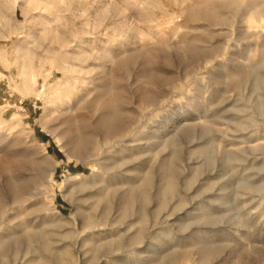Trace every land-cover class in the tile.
<instances>
[{
  "label": "rangeland",
  "instance_id": "1",
  "mask_svg": "<svg viewBox=\"0 0 264 264\" xmlns=\"http://www.w3.org/2000/svg\"><path fill=\"white\" fill-rule=\"evenodd\" d=\"M107 115L129 142L93 175ZM0 235V264H264V0H0Z\"/></svg>",
  "mask_w": 264,
  "mask_h": 264
},
{
  "label": "bare ground",
  "instance_id": "2",
  "mask_svg": "<svg viewBox=\"0 0 264 264\" xmlns=\"http://www.w3.org/2000/svg\"><path fill=\"white\" fill-rule=\"evenodd\" d=\"M260 9H261V7L259 8V10ZM256 10H258V9H256ZM259 10H258V12H259ZM255 13H257V11H255ZM257 14H255V16ZM115 95L116 94H112L108 98V101L105 102L106 104L109 105V111H110L111 107H113V109H116L115 106H114V102L117 99V97ZM87 98H88V96H87L86 93H82L81 95L76 96V97H75V95H74V97H71V95L69 93L68 94L66 93V94H63L62 96L60 95L59 97H57L55 99V102L59 103L58 106L61 109H60V113L57 114L58 116L55 117V119L52 121V124H53L52 127L51 128L48 127L49 132L51 134H53L54 136H59L60 135V131H61L60 120L62 118H64V117L75 115V113L79 109H82L85 106V104L87 102ZM115 111H114V114H113L114 115V117H113L114 119H116L119 116H121V112L119 110H117L116 112ZM110 115H112V114H110ZM111 117L112 116L109 117L108 115L104 116V117H99V118H97L95 120H92V123H91L92 127H90V128H92V132H93V134L96 137V139H95L96 142H94L95 146L92 149L99 152L97 154V156L99 158L98 161H93V163L91 164L93 175H94L96 169H100V170L105 169L106 168L105 167V164H106L105 162H107L109 160L112 161L113 157L115 155H117L124 148V147H122L123 146L122 144L126 143L127 141L129 142V139H121V138H124V136L121 135V132H124L125 128L122 129L120 124L113 123L114 121L112 122V120H114V119L111 118ZM86 118H87L86 115H84V116L81 115V116H79L78 119H84L83 121H85ZM109 118H111L112 120L110 119L111 120L110 121ZM70 121H74V120H70ZM108 121L112 122V123L109 125ZM85 124H87V123H85ZM88 125H89V123H88ZM100 129L102 130V132L100 131ZM103 130H104V132H103ZM128 136H132V135L129 134ZM28 143L29 142L25 143V149L23 151L24 154H26V156H27L26 160L33 167L32 169H34L35 172H37L38 174H42V176H43V179H42V181L40 183H38V186L39 187H43V188H47V186H50L51 184L55 183L54 176H55V170H56V166H57L56 164L57 163H55L54 159L49 155V153L47 152L46 148H44V147L37 148L34 144L30 145ZM82 148L86 149L87 145L82 144V146H79V149H82ZM78 151H80V150H78ZM77 178H75V179H77ZM70 187H71V185L69 186V188ZM73 188L75 189V186H72L69 191L67 189V192H68L67 195L68 196L71 194ZM39 195L40 194L38 192L36 193L35 191L23 192L19 197H15L14 198V203L19 204L22 207V204L24 205V203H26V202H31L32 203L33 200L36 201V199L41 198V197H38ZM49 197L51 198L50 202L52 204L50 206L51 208L49 210H54V208H52L53 207V197H54L53 191L50 192ZM75 209H76V213H77V210H78V212L81 210L80 207H76ZM25 210H26V208H25ZM36 218L37 219H36V221L34 223H32V221L24 220L19 225L24 226L26 229L30 228V230H32V231L34 230L33 228L36 227L35 226L36 224H39L38 227L41 226V225L42 226L46 225V223L44 222L43 218H41V217L38 218V216H36ZM103 226L105 227V225H102V224H99V223H92V224H88V225L85 224L86 228L85 229L82 228L81 234L78 236V239L76 240V243L80 241V245H81L83 242H85L87 240L86 238H87L88 235L92 236L94 238L96 235L99 236L100 234L102 235V233L104 234V232L105 231L107 232V230ZM13 230H15V229L11 228V230H9V231L11 232ZM1 236L2 235H0V237ZM32 237L34 238L35 236L32 235ZM28 238L30 240H32L31 236L30 237L28 236ZM76 245H78V244H76Z\"/></svg>",
  "mask_w": 264,
  "mask_h": 264
}]
</instances>
